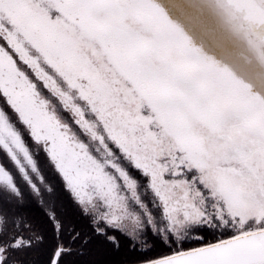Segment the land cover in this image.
<instances>
[{
  "label": "snow or ice",
  "instance_id": "6c2138e0",
  "mask_svg": "<svg viewBox=\"0 0 264 264\" xmlns=\"http://www.w3.org/2000/svg\"><path fill=\"white\" fill-rule=\"evenodd\" d=\"M0 264H264V0H0Z\"/></svg>",
  "mask_w": 264,
  "mask_h": 264
}]
</instances>
